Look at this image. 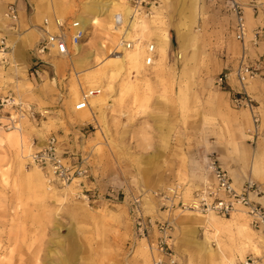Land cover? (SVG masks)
Listing matches in <instances>:
<instances>
[{
	"label": "rangeland",
	"instance_id": "rangeland-1",
	"mask_svg": "<svg viewBox=\"0 0 264 264\" xmlns=\"http://www.w3.org/2000/svg\"><path fill=\"white\" fill-rule=\"evenodd\" d=\"M14 1L0 0L1 13ZM85 1L26 0L28 25L23 17L11 21L3 16L4 22H0L4 28L0 37L5 36L10 46L5 55L9 64L0 65V99L5 95L13 98L11 104H0V259L7 264H152L149 239L136 234L130 212L131 201L138 196L142 218L169 225V244L182 264H235L245 257H250L252 264H264V233L250 225L242 208L224 217L183 209L178 203L189 202L194 190L213 181L206 167L208 158L223 168V162L235 163L243 170L244 183L251 180L264 185V175L246 176L252 166L264 174V151L256 147L261 141L248 140L251 114L232 105L215 83L222 37L207 33L205 24L229 12L224 1L156 0L152 18L143 17L145 26L129 33L123 26L125 37L139 38L140 43L131 49L118 47L117 51L120 29L113 15L122 14V5L128 0H93L104 13L87 27L80 52L76 49L70 56L50 58L55 68L49 73L55 76L54 84L47 79L34 80L30 71L27 76L16 58L18 42L34 33L33 47L43 37L39 25L44 17L56 13L76 18L84 14ZM236 1L244 7L245 40L255 42L258 37L254 38V33L264 32V26L249 28L245 6L257 16L259 5ZM170 27L175 29L176 38L180 34L186 42L179 48L176 39L183 65L197 34L195 63L192 49L186 66L179 61L166 63L164 31L168 41L170 34L171 48L176 50L175 31ZM143 42L155 44L158 58L151 69L144 65ZM58 62L61 65L57 66ZM46 66L49 64L43 67L47 71ZM257 72L244 89L264 121V97L250 91L260 82L258 87L264 93V74L258 68ZM231 77L235 83L231 90L236 94L242 89L234 71ZM94 87L100 92L88 99L86 108L76 111L81 93ZM16 103H21L23 116L14 128L6 129L3 125L9 114L18 112L12 105ZM50 134L57 137L61 150L85 158L91 191L109 189L118 193V200L94 201L91 191L88 199L83 198L74 183L62 186L45 170L29 165L28 155ZM161 151L179 161L174 174L166 171V163L160 167ZM173 186H177L178 195L171 207H165L158 194ZM233 216L232 225L220 229L208 223V218L223 222ZM152 234L156 236V231ZM207 244L215 252L205 253L202 249ZM144 248L149 263L143 256Z\"/></svg>",
	"mask_w": 264,
	"mask_h": 264
},
{
	"label": "built area",
	"instance_id": "built-area-1",
	"mask_svg": "<svg viewBox=\"0 0 264 264\" xmlns=\"http://www.w3.org/2000/svg\"><path fill=\"white\" fill-rule=\"evenodd\" d=\"M225 7L235 17V37L240 42L245 40L246 24L244 18V7L236 0H223ZM128 6L131 13L128 19L140 17H151L152 7L156 4V0H128ZM4 17L11 21H16L18 12L16 2L8 3ZM115 26L120 30V41L115 45L116 50L120 51L118 47L131 49L139 42V38H126L125 29L128 26L123 21V16L117 12L113 18ZM126 25V26H125ZM125 29H124V27ZM40 30L43 37L37 42L35 46L36 61L33 65V70L36 75L46 71L43 67L47 62L43 56H70L75 53V46L81 44L86 35V28L79 20L74 17L68 19L55 17L50 19L44 17L40 25ZM257 31L254 33V38L257 37ZM145 46L144 65L149 67L155 60V44L143 42ZM9 45L5 36L0 37V65L9 64L8 54ZM230 72L222 73L215 79L217 86H223L229 79ZM235 78L241 86L240 91L232 97V102L235 107H243L248 109L252 118V128L248 133V140L251 143L257 141L264 142V121L261 120L260 114L257 112V106L253 100L246 93L244 89L245 84L258 75L257 67L248 62L241 61L234 71ZM100 92V88H88L81 93V97L76 103L75 109L82 110L87 107L88 99ZM13 103L11 96H6L0 99V104ZM17 106V113L15 116L9 114L8 122L3 126L6 129L14 128L17 124V119L23 116L21 103L12 104ZM32 114L31 110H27ZM29 165L37 166L51 174L52 181L65 186L75 184L79 188V192L83 198L88 199L90 190V171L85 162V158L79 155L65 156L60 148L58 139L55 135H49L44 144L34 149L28 155ZM206 167L212 176V182L203 185L201 188L193 191L189 202L179 200L180 206L183 209H191L201 214H216L219 216H230L238 208H242L244 213L248 216L250 225L264 233V204L255 202L251 196L264 197V185L256 184L251 180H247L240 189L235 188L231 176L228 171L224 169L215 159L208 158ZM159 198L162 205L171 207L173 198L177 197V186L166 187L165 190L159 192ZM112 199L111 197H109ZM117 199V197L115 198ZM114 199V200H115ZM140 197L132 199L130 204V212L133 216L135 232L137 235L144 238L150 236L151 231H156V237L149 239L148 248L151 255L152 264H182L177 255L172 250L169 240L170 227L164 222H152L150 219L146 220L140 216ZM235 264H252L250 257H245L244 260Z\"/></svg>",
	"mask_w": 264,
	"mask_h": 264
},
{
	"label": "crops",
	"instance_id": "crops-1",
	"mask_svg": "<svg viewBox=\"0 0 264 264\" xmlns=\"http://www.w3.org/2000/svg\"><path fill=\"white\" fill-rule=\"evenodd\" d=\"M25 1L26 0H17L16 8H17V12H18V17L19 18L23 17L24 20H26L25 24L28 25V21H27L28 19H27L26 12H25L26 11ZM170 1H172V0H169L168 3ZM243 1L254 2V3L259 5L257 16H255L254 12L250 11V9H251L250 6H248V5L245 6V17H246V21H247L249 28L252 29V28L264 26V0H243ZM1 10H2V5L0 4V22L3 23L4 22L3 20L5 18L3 17L4 15H2V14H4V12L2 11V13H1ZM200 11H202L201 4H200ZM200 16H201V14H200ZM55 17L64 18V19L70 18L69 16H67V17H60L59 15L57 16L56 13L49 16L48 18L53 19ZM174 18L178 21V19L180 17L176 13L174 15ZM198 19H199V17H198ZM198 19L192 26L193 31H195L194 26L196 24L198 26V22H199ZM200 24H201V22H200ZM40 25H39V28H40ZM170 28L174 29L173 27H170ZM205 28H206L205 30L207 31V33L212 32L214 34H218V36L220 34L222 37V39H221L222 45L219 46L222 56H220V60H219L220 69L218 70L217 76H219L222 73H226V72H230L232 74V71L236 70V68L238 67V65L240 64L241 61H244V62L251 61V62L255 63L258 70H259V73L264 74V32H261L258 34V36H257L258 39H256L257 41H255V42L252 41V39H248V40H244L243 42H240L235 37V30H234V28H235V17L230 11L224 13V17H222V18H219V16L215 17L213 19L212 23L205 24ZM1 30L3 31L4 28H0V31ZM174 31H175V29H174ZM86 33H87V28H86ZM168 33H169V28H168ZM33 37H34V33L29 34V36L26 38L25 41H19L18 42V44L16 46L17 47L16 58L18 59V62L24 66L23 70L26 72L27 76L29 75V71H30L31 72L30 74L32 75L34 80L38 79V80L42 81L44 79H47L50 84H52L51 82H53V84H54L55 76L54 75L50 76V74H49L51 72H54V69H55L54 66L50 62V58L52 56H43V59L49 64L48 67L46 66V68H48L49 71L47 70V71L41 72L39 75H36L34 73L33 65H34V62L36 61L35 57L37 56V54L33 50L35 49V46L37 43L34 44L33 47L31 46L32 41H33ZM170 38L171 37L169 34V41H168V35H167V40L165 42V48H166V51L168 53V58H167V62H166L167 64L168 63L169 64H175L179 61L180 65L186 66L189 62V50L190 49H192L191 60L193 61V63L196 62L197 57L195 55L196 54L195 53V45H196L195 43H196L197 34H196V38H195L193 44L189 45L187 48V56H186L187 62L185 65H183L181 63V60L179 59L180 52L178 51V42L176 40L177 39L176 38V31H175V36H174L175 42H176L175 52L171 48V39ZM218 42H220V41H218ZM29 47H31V49ZM157 58H158V55L156 54V51H155V60L154 61H156ZM154 63L155 62H153V64L151 66L147 67L146 69H151V67L154 65ZM231 74L229 76L228 81L223 86H217V87L221 90L220 92L222 94L227 95V97L230 100V103H232V105H234L232 102V97L234 95L233 94L234 92L231 89L235 83H234V79L231 77ZM259 85H260V82H257L251 88L250 91L256 97L262 98V97H264V93H262L260 91V89L258 87ZM222 90H224V91H222ZM76 111H79V110H76ZM94 133L95 132H93V134ZM50 135H53V134H50ZM81 135L84 136V133L81 132ZM45 139L43 140V144H44ZM257 146H261L262 151H264V142H261L259 145H256V147ZM59 148H60V145H59ZM61 152L65 156H70V155L75 154L74 152H70L69 150H61ZM159 160H160V167L162 169L166 163L165 167L168 169V170L166 169L167 172H170V174H174L175 172H177V169H178L180 163L175 158H172V155H170L169 152L161 151ZM173 160H175V161H173ZM223 163L225 165L224 168L227 169L228 171H230V175H231L233 185L235 186V188L240 189L244 184V182H243L244 181L243 180L244 174L242 173L243 170L240 169V167L237 166L235 163H228V162L227 163L223 162ZM256 174H257V176L264 175V174H262V172L256 171L252 166L250 168V173H248L246 176L251 177V175H252L253 177H255ZM260 184H262V183H260ZM90 196L94 198V201H103L104 200L105 202H108V201H113L116 197H117V199H115V200H118V193L114 192L112 190H109V189L101 191L100 188H92ZM109 197H111L112 199H110ZM251 198L255 202H258L260 204H264V197H262V196H254ZM217 222H219V221H217ZM154 237H156V236L154 234H152L149 236V239L150 240L154 239ZM204 247H206V245Z\"/></svg>",
	"mask_w": 264,
	"mask_h": 264
},
{
	"label": "bare ground",
	"instance_id": "bare-ground-1",
	"mask_svg": "<svg viewBox=\"0 0 264 264\" xmlns=\"http://www.w3.org/2000/svg\"><path fill=\"white\" fill-rule=\"evenodd\" d=\"M121 11H122V16H123V20H124V22H125V24H127L128 26H127V28H128V33L130 32V31H133L134 29H136L138 26H139V28L140 27H142V26H145L146 25V23H145V19L143 18V17H140V18H134L133 20H130V19H128V16H129V14L131 13V10H130V7L128 6V3H126L125 2V4L124 5H122V8H121ZM83 12H84V14H78V15H76V19L77 20H79L80 22H81V24L85 27V28H87V27H89V26H92V25H94V24H96L97 23V21H98V18H101V16H102V14L104 13V10L103 9H101L100 7L97 9V6L95 5V4H93V0H86L85 1V5H84V10H83ZM114 16V15H113ZM152 18V17H151ZM194 19V18H193ZM154 20L155 19H150L149 20V22H154ZM190 30V29H189ZM181 32V31H180ZM163 36H164V38H165V41H164V45H165V42H166V38H167V35H166V33H165V31H164V34H163ZM177 40H178V42H179V48H182L183 47V45H185V41H184V38H183V36L182 35H180V34H178L177 35ZM188 42V41H187ZM76 49H77V52H80L81 51V44H79V45H77V46H75V52H76ZM56 56V55H55ZM56 63V62H55ZM59 63V64H58ZM56 65L57 66H59V65H61L60 64V62H58ZM35 167H37V166H35ZM21 168L24 170V168H23V166H21ZM39 169V168H38ZM26 170V172L28 173V175H33V171L32 170H30V171H28L27 169H25ZM227 170V169H226ZM39 171V170H38ZM38 171H35V173L37 172L38 174H39V172ZM228 171V170H227ZM228 173H229V171H228ZM49 174V173H48ZM50 176H51V174H49ZM229 175H230V173H229ZM36 176V175H35ZM52 177V176H51ZM249 179H251V178H249ZM45 180V179H44ZM39 181V180H38ZM43 182V181H42ZM40 183V182H39ZM45 184V183H44ZM43 184V185H44ZM65 186H68L69 187V185H65ZM41 189H43V188H41ZM152 208V207H151ZM153 210V209H152ZM148 212H149V210H148ZM194 217H196V215L195 214H192ZM193 217V218H194ZM198 217V216H197ZM234 217L235 216H233V217H229V218H226V219H223V222H217V221H215V220H213V219H209L208 218V223H209V225L212 227V228H214V229H220V227H222V226H224V225H226V226H229V225H232V222H234ZM239 217H240V214H239ZM236 218H237V216H236ZM235 218V219H236ZM238 219V218H237ZM240 219V218H239ZM238 219V220H239ZM237 223V222H236ZM235 223V224H236ZM205 224V223H204ZM233 225H234V223H233ZM231 228V227H230ZM147 246V245H146ZM145 246V247H146ZM139 248V247H138ZM141 249V248H140ZM202 250H204V252L205 253H213V252H215V248H213L211 245H206V247H204V249H202ZM3 256V255H2ZM143 256L145 257V259L147 260V262H148V257H146V251H145V248H144V250H143ZM2 258V257H1ZM5 257L3 256V259H4ZM231 259V258H230ZM7 260V259H6ZM6 260H4V261H6ZM144 260V259H143ZM10 261V260H9ZM145 261V260H144ZM6 263V262H5ZM5 263H3V260H1L0 259V264H5ZM13 263H14V261H13ZM149 263V262H148ZM7 264V263H6ZM10 264V263H9ZM145 264V263H144Z\"/></svg>",
	"mask_w": 264,
	"mask_h": 264
}]
</instances>
